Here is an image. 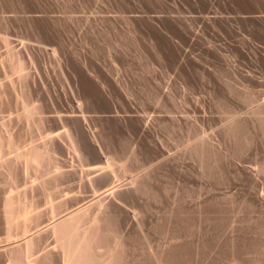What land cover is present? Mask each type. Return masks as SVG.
I'll list each match as a JSON object with an SVG mask.
<instances>
[{"label":"rangeland","instance_id":"374dc122","mask_svg":"<svg viewBox=\"0 0 264 264\" xmlns=\"http://www.w3.org/2000/svg\"><path fill=\"white\" fill-rule=\"evenodd\" d=\"M152 255L264 264V0H0V264Z\"/></svg>","mask_w":264,"mask_h":264},{"label":"bare ground","instance_id":"6f19581e","mask_svg":"<svg viewBox=\"0 0 264 264\" xmlns=\"http://www.w3.org/2000/svg\"><path fill=\"white\" fill-rule=\"evenodd\" d=\"M55 57H56V56H55ZM56 59H57V58H56ZM63 75H64V74H63ZM71 93H72V92H71ZM79 102H80V101H79ZM76 104H78V103L76 102ZM79 108H80V104H79ZM81 108H82V107H81ZM202 147H203L202 145H199V146H198V148H199L198 150L203 149ZM196 149H197V148H196ZM107 162H109V161H107ZM106 164H107V163H106ZM108 164H109V163H108ZM111 192H113V191H111ZM136 221H137V220H136ZM136 224H137V223H136ZM138 226H139V225H138ZM53 231H55V230H53ZM151 258H152L151 260L153 261L154 264H164V263H165V262L163 263V261L161 262V259H160L159 257H156V256H153V255H152ZM161 258H162V257H161ZM152 261H151V262H152ZM153 263H152V264H153Z\"/></svg>","mask_w":264,"mask_h":264}]
</instances>
